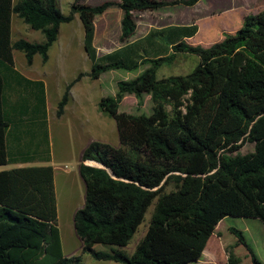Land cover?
Here are the masks:
<instances>
[{"label":"trees","instance_id":"obj_1","mask_svg":"<svg viewBox=\"0 0 264 264\" xmlns=\"http://www.w3.org/2000/svg\"><path fill=\"white\" fill-rule=\"evenodd\" d=\"M198 1L119 0L123 45L97 58L94 20L115 3L89 6L86 0H74L64 15L58 0H0V167L30 160L12 151V120L4 108V72L14 67V52H21L28 66L36 55L46 62L60 25L77 15L92 66L76 82L84 76L97 80L108 71L147 66L136 78L117 82L116 94L98 103L99 110L114 119L121 147L92 142L81 157L84 204L73 217V228L82 241V253L96 261L192 264L200 260L222 219L264 223V9L246 16L234 34H224L207 48L185 41L198 32L194 23L155 30L129 42L137 28L136 13L191 7ZM14 15L44 40L12 41ZM178 54L194 55L199 62L189 74L157 79V70ZM70 87L57 105V116ZM125 95H133L138 107L143 96H150L152 113L118 112ZM245 144L253 150L238 153ZM86 161L101 167L85 165ZM151 206L145 235L128 255L122 249ZM228 230L252 264H263L241 231ZM95 245L114 248L96 251ZM240 263L229 250L227 264ZM0 264H82L81 255L62 253L51 166L0 171Z\"/></svg>","mask_w":264,"mask_h":264},{"label":"crops","instance_id":"obj_2","mask_svg":"<svg viewBox=\"0 0 264 264\" xmlns=\"http://www.w3.org/2000/svg\"><path fill=\"white\" fill-rule=\"evenodd\" d=\"M100 1L86 0V4L97 6L103 2L110 1L115 3V5L109 7L103 14L96 16L94 20L93 46L96 49L97 58L115 50L111 47L120 37L121 19L123 16V11L116 5L119 0ZM263 9L264 0H199L191 7L171 6L153 11L139 12L136 14H140V16L136 17L135 14L136 32L129 39V42L142 39L155 30L191 25L193 23L197 24L202 16L221 15L228 11H233L235 16L243 23L246 16L258 13ZM76 16H74V22L76 21ZM72 22L66 24H72ZM25 25L17 16H12V41L20 39L22 34L28 30ZM197 27L198 32L196 35L200 31L198 25ZM62 32L64 33L62 35L63 50L54 55L53 62L49 50L46 62L42 61L41 56L36 55L39 57L34 56L31 65L28 66L24 57V64L22 66L25 67V72H22L16 67V57L13 53L14 67L4 72L7 88L4 108L12 120L11 127L9 128L13 134L12 151H20L23 158H30L28 162L19 161L7 166L12 168L51 166L54 170L56 203L58 202L60 180L67 181L68 184L70 183V187L79 196L78 202L81 197H84L85 185L79 175L82 154L92 142L107 144L100 136L103 132L104 116L106 115L99 110V101L92 103L88 100L89 92L85 88V83H83L91 79L88 76H84L79 81H75L80 73L84 75L89 73L92 62L84 49V43L80 45V49L83 48V51L75 52L73 47L74 41L70 37L72 34L71 29L66 28L62 31L61 25L57 40L51 47L59 42ZM220 33L223 38L224 34H228L225 30H221ZM195 36L185 41L189 44ZM76 57L80 61H83L85 65L88 64L89 70H81L76 64L74 65L72 61ZM36 60L38 61L36 62ZM146 68L147 66L144 68L141 66L142 72ZM104 74L93 81H100ZM69 85L71 87L69 89L68 101L63 108L62 114L57 116V105ZM129 96L133 95H125L121 102ZM143 98L145 103V100H149L150 96L145 95ZM89 106H91L90 109ZM118 142L121 147L119 138ZM119 146L117 145L115 148ZM84 164L100 167L99 164L92 161H86ZM56 165H63V167H56ZM79 209L80 206L75 208L73 217ZM216 228L217 226L215 230ZM59 235L61 236L60 231ZM76 237L78 240V246L76 242L77 248L66 254L63 252V243L60 237L64 256H79L77 255L78 252L83 254L82 241L77 235ZM94 247L93 249L95 250Z\"/></svg>","mask_w":264,"mask_h":264},{"label":"rangeland","instance_id":"obj_3","mask_svg":"<svg viewBox=\"0 0 264 264\" xmlns=\"http://www.w3.org/2000/svg\"><path fill=\"white\" fill-rule=\"evenodd\" d=\"M73 2L74 0H58V7L61 13L67 15ZM138 16H140V14H136V17ZM196 25L199 26L200 31L189 44L192 46H201L203 48H207L212 44L220 42L222 40L223 37L220 33L221 30H225L228 34H234L235 31L240 28L242 22L238 19L237 16H235L233 11H228L221 15L202 16L200 17ZM25 26L28 30L22 34V36L20 37L21 39L37 43H40L44 40V37L40 32L31 30L27 25ZM61 28L62 31H64V29L66 28L71 29L72 34L70 37L74 41L73 47L75 49V52L78 53L80 51H83V48L80 49V45H82L83 43V27L78 16H76L75 22L73 21L72 24H63L61 25ZM63 34L64 33L62 32L59 38V42L55 43L49 49V54L52 58V62L54 55L60 50H63ZM122 45L123 44L118 39L115 43L112 44L111 48L116 49L118 47H121ZM14 54L16 57V67L22 72H25V67L22 66V64H24V55L21 52H14ZM37 61L38 60H36V62ZM198 62V57L194 55L178 54L171 64L163 65L157 70L156 78L162 79L170 76H184L186 74H189L196 67ZM72 63L74 65L76 64L78 68L80 67L81 70H89L88 64L85 65L84 62L80 61L78 57L73 59ZM144 67L146 66H142V68ZM141 72V67L138 70L131 72L124 70H113L105 73L100 81L87 80L83 82L85 83L86 90L89 92L88 100L92 103H96L103 97H113L117 92V82L132 80L136 78ZM136 102L137 101L133 96L125 98L120 103L118 112L131 115L144 114L146 116H149L152 113L153 104L150 99H146L145 103L143 101V105L141 107H138ZM90 108L91 106H89V109ZM104 117L103 132L100 136L108 145L115 148L117 145L119 146L116 123L110 116L106 115ZM54 141L57 142L56 139H54ZM118 148H120V146ZM252 150V145L245 144L238 151V153L246 154L248 152H251ZM56 167H63V165H56ZM11 168L12 167L9 166H2L0 167V171L9 170ZM66 182L62 180H60L59 182L60 188L58 190V202L56 203L57 226L61 234L60 237L63 243L62 248L65 254L77 248L76 242L78 240L73 228V213L76 207L80 206L81 208L84 204V197H81L80 201L78 202V194H76L74 189L70 187V183L68 184V182ZM151 211L152 206L148 208L143 222L138 227L136 233L134 234L128 245L122 249L126 254L131 255L140 240L144 237L148 227V220ZM229 228H235L242 232L247 243L252 247L257 259L264 264V223L260 222L257 219L235 217H226L218 223L215 232H213L212 236L209 238L206 244L204 254L201 255L200 260L192 264H227L229 250H231L234 255L240 260V264H252L250 257L243 246H236V237H234V235L229 232ZM94 248L96 251L109 252L111 248L114 247L95 245ZM80 254L81 253L79 252L77 253V255ZM81 257L82 264H120L115 262L96 261L87 253L81 254Z\"/></svg>","mask_w":264,"mask_h":264},{"label":"water","instance_id":"obj_4","mask_svg":"<svg viewBox=\"0 0 264 264\" xmlns=\"http://www.w3.org/2000/svg\"><path fill=\"white\" fill-rule=\"evenodd\" d=\"M100 167H101V165H100Z\"/></svg>","mask_w":264,"mask_h":264}]
</instances>
